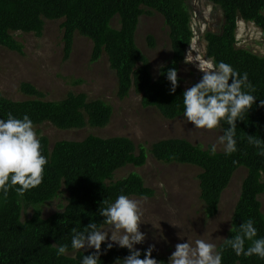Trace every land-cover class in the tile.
I'll return each mask as SVG.
<instances>
[{
    "label": "trees",
    "instance_id": "trees-1",
    "mask_svg": "<svg viewBox=\"0 0 264 264\" xmlns=\"http://www.w3.org/2000/svg\"><path fill=\"white\" fill-rule=\"evenodd\" d=\"M221 12L217 31L206 32L205 55L217 64L225 62L243 76L248 74L255 87L251 93L256 99L243 121H237L236 147L231 155L224 151L211 154L182 138H171L151 143L147 148H136L126 137H98L89 135L81 141H57L49 147L46 137L39 136L42 154L48 159L43 183L19 197L11 189L7 200L0 193V264H81L84 255L95 249L76 251L71 248L72 229L83 231L90 222L103 224L99 208L112 203L121 195L151 198L154 192L147 187L136 172L114 179L115 173L126 167H142L146 155L156 161L190 165L198 168L199 200L206 219L216 216L222 193L228 187L233 174L245 169L239 196L230 217V227H239L252 219L257 229V238H264V213L261 212L259 196L264 192L260 173L264 171V155L261 149L249 144L247 135L264 140V108L259 107L264 99V56L237 47V22L252 23L264 34V0H206ZM151 12L159 14L167 29L170 58L152 78L146 56L137 47L135 34L139 18ZM117 19L118 27L111 22ZM61 21L63 58L71 53L74 35L88 39L92 44L90 62L106 56L109 69L116 79V96L125 99L131 92L140 97L143 108L155 109L163 119L174 120L184 116L183 89L178 78V87L170 94L171 84L166 73L179 70L185 53L193 39L190 13L185 0H0V47L21 53L22 46L13 33L41 36L44 21ZM152 48V37H147ZM231 83V81H230ZM26 100L13 101L0 93V119L11 113L16 118L28 115L34 126L49 123L60 130L104 128L112 115L105 102L89 100L83 93H67L61 100L46 101L43 94L28 83L19 86ZM228 127L221 124V132ZM234 161L236 163H234ZM61 189L67 194L66 203L60 211L47 217L41 214L40 206L54 200ZM30 207L32 213L21 221L22 208ZM234 234L228 230L224 239ZM67 244L68 254L57 255L51 245ZM246 243L245 247L247 248ZM222 251V264H264L257 256H237L223 240L217 245ZM101 246L100 264H115L130 253L126 248L114 246L107 250ZM141 259L146 249L142 248ZM74 253V254H73ZM158 262L168 264L163 256L153 254Z\"/></svg>",
    "mask_w": 264,
    "mask_h": 264
},
{
    "label": "rangeland",
    "instance_id": "rangeland-1",
    "mask_svg": "<svg viewBox=\"0 0 264 264\" xmlns=\"http://www.w3.org/2000/svg\"><path fill=\"white\" fill-rule=\"evenodd\" d=\"M185 1L190 13L193 39L179 66L178 78L181 87L186 90L202 79L203 73L198 70V62L195 61L208 59L203 35L208 31H217L221 12L206 0ZM60 23L45 20L39 37L13 33V38L22 46L21 53L0 47V93L13 101L26 100L27 97L19 89L21 83L32 85L43 94L46 101L61 100L67 93H83L89 100L98 99L108 104L112 115L104 128L60 130L49 123L35 126L38 137H46L49 147L57 141H81L89 135L126 137L132 141L136 151L141 146L147 148L153 142L171 138L185 139L203 149L217 144L218 137L222 135L221 128L214 131L196 129L184 116L174 120L163 119L155 109L141 107L140 97L133 92L119 100L116 96V79L109 69L106 56L102 54L98 61L90 62L92 44L88 39L76 33L71 53L64 59ZM111 26L118 27L116 18L112 20ZM148 36L153 39L152 48L148 46ZM236 40L238 48L264 56V34L252 23L237 22ZM135 42L146 56L154 78L159 66L170 58L167 29L159 14L151 12L139 18ZM221 151L223 147L217 145V152ZM130 172L139 174L145 185L154 192L151 198L130 197L141 203L143 215L140 231L146 236L142 244L134 247L140 250L155 245L153 254L165 257L167 263L177 243L188 241L194 245L195 240L201 238L216 245L222 241L217 238H224L229 230L230 217L246 173L244 168H239L233 174L221 195L216 216L206 219L198 197V168L161 163L147 154L142 167L126 166L115 173L114 179ZM261 182L264 184V176H261ZM66 197L67 194L61 189L60 195L54 200L40 206L42 216L60 211L66 203ZM258 200L264 213V192ZM31 213L32 209L23 205L21 221L29 218ZM102 228L107 230L110 226ZM110 242L109 239L105 243Z\"/></svg>",
    "mask_w": 264,
    "mask_h": 264
},
{
    "label": "clouds",
    "instance_id": "clouds-1",
    "mask_svg": "<svg viewBox=\"0 0 264 264\" xmlns=\"http://www.w3.org/2000/svg\"><path fill=\"white\" fill-rule=\"evenodd\" d=\"M198 70L203 73L202 79L183 92L184 118L196 129L214 131L226 122L228 127L218 137L217 144L210 148L211 154L217 152V145L223 147L225 154L231 155L237 151L236 122L243 121L244 117L256 103V97L251 93L255 87L249 81L248 74L240 75L231 65L225 62L218 64L212 59H200ZM163 68L164 65H160ZM171 84L170 94H174L178 87V73L171 68L166 73ZM231 81V83H230ZM259 107L264 108V99L260 100ZM249 144L261 149L264 155V140L257 136L247 135ZM234 163H236L234 161ZM48 159L42 154V145L38 138L33 121L28 115L16 118L11 113L7 119H0V193L7 200L9 191L14 189L17 196L23 197L43 183L44 170ZM264 176V171L260 173ZM99 208L103 224L110 226L104 230L98 223L90 222L83 231L72 229L71 248L76 251L95 249L90 255H84L81 264H100L101 246L107 243V250L113 244L129 250V255L123 260L117 259L115 264H163L153 258L155 245H150L141 259V252L134 246L142 244L146 236L140 231L143 215L140 201L127 195H119L114 202ZM234 235L231 239L217 238L230 247L237 256H257L264 259V238H257V229L254 221L248 219L239 227L235 224L229 229ZM248 244L247 248L245 247ZM56 248L57 255L68 254L67 244L51 245ZM223 248L206 241L196 239L194 245L190 242L177 243L171 254L168 264H222Z\"/></svg>",
    "mask_w": 264,
    "mask_h": 264
}]
</instances>
